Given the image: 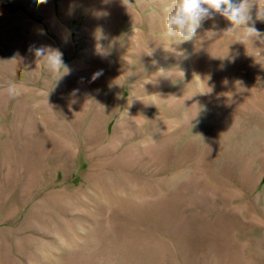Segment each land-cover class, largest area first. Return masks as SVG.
Masks as SVG:
<instances>
[{"label": "rangeland", "instance_id": "1", "mask_svg": "<svg viewBox=\"0 0 264 264\" xmlns=\"http://www.w3.org/2000/svg\"><path fill=\"white\" fill-rule=\"evenodd\" d=\"M170 7L0 0V264H264V37Z\"/></svg>", "mask_w": 264, "mask_h": 264}, {"label": "clouds", "instance_id": "2", "mask_svg": "<svg viewBox=\"0 0 264 264\" xmlns=\"http://www.w3.org/2000/svg\"><path fill=\"white\" fill-rule=\"evenodd\" d=\"M36 2L42 4L46 0H36ZM249 7L250 0H171V7L163 18V27L168 37H179L180 41H191L196 38L197 30L202 23L215 19L218 14L232 26H243L244 38H251L253 33L257 38L264 37V33L248 26L251 19ZM260 17L264 19V12H260ZM30 51L37 61H42L44 67L50 72L69 74L68 66L59 49L33 45L30 46Z\"/></svg>", "mask_w": 264, "mask_h": 264}]
</instances>
